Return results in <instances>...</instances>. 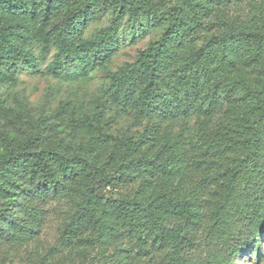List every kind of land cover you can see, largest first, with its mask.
Segmentation results:
<instances>
[{
  "label": "rangeland",
  "instance_id": "1",
  "mask_svg": "<svg viewBox=\"0 0 264 264\" xmlns=\"http://www.w3.org/2000/svg\"><path fill=\"white\" fill-rule=\"evenodd\" d=\"M180 2L146 0V15L118 18L119 29L110 53L96 49L87 59L76 58L57 72L47 69L55 49L39 59L35 46L37 66L20 67L15 71L14 82L0 84V134L21 141L43 137L41 148L65 143L67 156L75 159L76 166L59 181L19 182L8 197L0 196V264H165L164 248L149 247L147 252L137 254L127 223L105 204L108 199H139L159 193L191 198L200 204L197 223L189 227L195 247L187 252L188 264H264V231L257 237L250 232L251 212L262 201V172L257 178L250 172L237 178L235 193L225 211L226 227L209 239L205 237L212 203L220 198L217 185L206 183L205 179L223 172L238 155L230 150L220 155L225 146L222 144L208 155L209 163L207 160L195 165L197 156L189 139L196 135L200 121L217 125L224 106L207 120L192 113L187 118L166 121L136 120L129 109L96 108L106 101L108 72L133 61L157 40L168 27L165 11ZM43 4L42 1L41 15ZM117 11L112 13L102 4L86 8L75 32L81 38L91 37L99 28L109 26ZM63 12L51 17L48 26L57 24ZM208 20L209 30L197 34L192 47L204 45L221 23L228 28L264 34V0H222L212 7ZM242 53L247 54L248 50ZM231 74L244 78L252 88H263L264 48L262 57L252 64L238 62ZM262 99L260 95L251 102ZM147 128L156 129V144L173 141L179 132L184 134L185 158L181 161L176 157L183 152L180 147L173 150L172 172L143 167V155L150 154L156 162L158 152L156 145L149 148L144 131ZM4 144L0 136V148ZM78 159L91 161L88 171L82 172ZM85 193L102 195L98 214L103 228L65 236L64 227ZM170 222L178 225L181 220L172 218ZM235 242L240 247L233 252Z\"/></svg>",
  "mask_w": 264,
  "mask_h": 264
},
{
  "label": "trees",
  "instance_id": "2",
  "mask_svg": "<svg viewBox=\"0 0 264 264\" xmlns=\"http://www.w3.org/2000/svg\"><path fill=\"white\" fill-rule=\"evenodd\" d=\"M42 1L44 12L41 15ZM221 1L181 0L167 9L166 30L133 61L108 72L110 86L106 101L96 107L99 110L129 109L136 120L166 121L187 118L192 113L207 120L224 106L217 125L200 121L196 135L189 139L197 156L195 165L207 160L209 163L208 155L222 144L225 146L220 155L227 150L238 155L223 172L205 179L206 183L217 185L220 192V198L212 203L207 239L226 227L225 211L235 193L237 178L247 172L255 174V178L264 173V87L252 88L244 78L231 74L238 62L252 64L263 56L264 34L251 29L228 28L221 23L204 45L197 49L192 47L197 34L209 30L210 10ZM97 4L112 13L118 9L117 15L112 17L109 26L99 28L91 37H79L74 27L86 8ZM145 5L146 0H0V84L14 82L15 71L20 67L37 66L35 46L39 59H44L51 48L55 49L47 65L52 73L71 65L76 58L87 59L96 49L110 53L119 29L118 18L128 15L136 19L146 15ZM62 11L60 21L49 27L50 18ZM244 49L248 50L247 54L242 53ZM260 95H263L262 101L251 102ZM1 107L2 101L0 110ZM144 131L149 148L156 145L158 152L156 162L145 153L143 167L172 172L173 150L180 147L183 152L176 157L181 161L185 158L184 134L179 132L173 141L156 144V129ZM0 136L5 143V147L0 148V196L8 197L11 188L19 182L51 183L76 168L75 159L67 156L65 143L41 148L43 137L21 141L11 135ZM77 165L85 172L91 161L78 159ZM259 183L262 201L251 212L250 226L251 234L256 237L264 231V174L259 177ZM102 200L100 194H83L63 235L73 237L101 231L103 221L98 206ZM105 204L127 223L137 254L147 252L149 247L164 248L165 264H188L187 252L195 247L189 227L197 223L200 206L197 201L159 193L139 199H108ZM172 218L180 219L181 223H171ZM239 247L240 243L232 244L233 252Z\"/></svg>",
  "mask_w": 264,
  "mask_h": 264
}]
</instances>
